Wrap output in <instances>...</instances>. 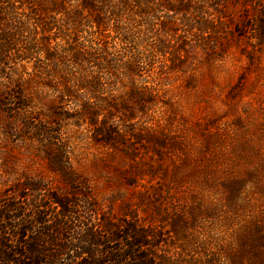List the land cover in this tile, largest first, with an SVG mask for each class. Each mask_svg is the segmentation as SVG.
<instances>
[{"label": "trees", "instance_id": "obj_1", "mask_svg": "<svg viewBox=\"0 0 264 264\" xmlns=\"http://www.w3.org/2000/svg\"><path fill=\"white\" fill-rule=\"evenodd\" d=\"M191 1L0 0V144L21 151L0 155V264H157L151 229L107 219L75 177L65 128L107 148L150 132L158 75L188 45L156 12ZM21 154L42 155L48 175L8 183L2 161Z\"/></svg>", "mask_w": 264, "mask_h": 264}, {"label": "rangeland", "instance_id": "obj_2", "mask_svg": "<svg viewBox=\"0 0 264 264\" xmlns=\"http://www.w3.org/2000/svg\"><path fill=\"white\" fill-rule=\"evenodd\" d=\"M156 14L188 45L158 75L152 128L107 148L66 127L75 177L107 219L127 214L151 229L157 264H264V0ZM5 147L21 152L0 144V155ZM21 155L2 161L8 183L48 175L42 155Z\"/></svg>", "mask_w": 264, "mask_h": 264}]
</instances>
